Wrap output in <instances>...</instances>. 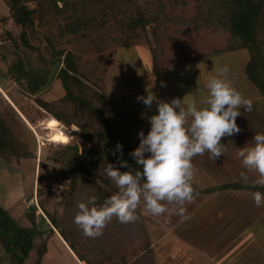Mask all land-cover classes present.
Returning a JSON list of instances; mask_svg holds the SVG:
<instances>
[{"label":"rangeland","instance_id":"1","mask_svg":"<svg viewBox=\"0 0 264 264\" xmlns=\"http://www.w3.org/2000/svg\"><path fill=\"white\" fill-rule=\"evenodd\" d=\"M58 1L61 8L63 3ZM135 3L143 13L148 9L155 10L158 5L154 0H135ZM160 3L164 18L144 30L136 28L132 47L121 48L120 42L116 41L119 36L109 35L103 39L102 52L99 53L89 43L75 41L69 35H60L57 24L47 22L41 26L36 22L33 31L26 32L28 46L24 45L19 37L21 29L14 25L8 8L0 0V42L5 58L2 60L0 53V104H10L14 110L21 112L17 111L29 124L24 125L33 136L30 148L35 152L34 158H0V220L13 219L11 228L20 230L18 233L12 231L9 240V235L0 225V264H20L14 261L19 257L25 258L21 264H33L37 256L35 248L41 247L42 243H45L47 250L40 264H78L62 242L59 231L54 229L50 219L45 218L44 210L31 207L28 201L32 200V204L40 206L41 197L45 210L60 221L63 208L59 204L69 181L65 183L56 175L59 167L49 157L58 146L76 143L78 147H84L79 127V132L74 136L66 129L68 127L39 111L34 103L36 99L26 96L24 88L12 77L7 78L11 73L10 67L15 62H21L23 68L44 80L57 61L51 53L69 52L75 57L78 75L86 85L121 104L134 117L150 125L141 116L156 115V104L154 102L149 111L142 102H137V97L152 92L161 101L170 102L173 99L170 86H161L163 75L158 72L159 69L176 64L175 67L180 70H177V74L181 72L185 75L188 88L198 103L195 90L201 83L205 86L203 83L206 82L207 86L208 79L217 76L218 69L225 66L218 63L217 56L232 53L225 51L229 34L222 31L212 33L205 27L195 32L193 27L199 22L189 23L192 19H199V12L204 10L202 0H161ZM27 7L33 9L35 4H27ZM134 11L131 9V12ZM86 12V16H97L99 8L89 7ZM135 17L134 13L133 19ZM47 20L54 22L50 17ZM121 20L122 12L114 20L105 19L111 31L115 23ZM157 30L158 41L155 39ZM48 41L53 48L49 47ZM233 52L235 58L234 61L231 59L233 64L228 66L230 71L226 79L245 99L252 101V110L246 111L243 106L238 109L241 116L237 117L236 123L241 132L221 140L225 148L219 160L210 158L207 152L193 158L196 175L193 181L201 183L204 179L208 180V185L231 182L255 186L259 175L243 166L238 152L243 147H253L254 135L264 133V91H259L247 79L246 68L251 60L248 51ZM195 59L205 61L201 64ZM204 70L211 73L208 78L202 75ZM180 87L179 94L190 103L187 89ZM50 88L48 93L38 98L54 101L64 95L59 83L52 84ZM249 88L252 96L247 92ZM91 129L89 127V133L93 131ZM22 139L27 140V137ZM88 149L99 157L105 155L100 145L89 146ZM118 168L122 172L123 168ZM85 179L98 184L100 189L108 190V186L96 178L95 173ZM194 185L199 190V185ZM76 190L81 193L79 187ZM31 195L35 198L28 200ZM100 197V194H96V204L90 207L104 202L97 200ZM162 203L169 211L160 216L149 213L141 202L135 212L136 221L121 224L113 217L103 229V235L90 238L95 243L93 247L90 245L88 248L87 245V248L96 252L104 248L105 254L115 263L128 259L134 253L144 255L148 251L150 259L145 264H264V206H256L252 193L228 190L207 196L195 195L192 203L185 202L182 206L186 209L187 219L178 214L181 205L167 201ZM32 218L34 223L30 222ZM49 229H53L52 235ZM77 246L83 247L81 243Z\"/></svg>","mask_w":264,"mask_h":264},{"label":"trees","instance_id":"2","mask_svg":"<svg viewBox=\"0 0 264 264\" xmlns=\"http://www.w3.org/2000/svg\"><path fill=\"white\" fill-rule=\"evenodd\" d=\"M8 8L10 17L15 26L21 29L20 39L22 43L28 46L26 32L33 31L35 23L41 26L42 23L57 24V30L60 35H69L75 41L91 44L99 53L102 52V41L109 35H118V42L121 48L132 47L133 39L136 37L134 30L141 28L144 30L147 26L158 21L164 16L161 14V0H154L158 3L155 10H146L145 13L139 10L135 0H61L62 7L59 8L58 0H1ZM204 9L199 12V19H192L189 23L195 21L198 25L193 27L197 32L201 27L210 29L212 33L220 31L230 35L229 44L226 52L236 50H246L250 54L251 60L246 68L247 79L255 87L264 91V0H202ZM27 4H35L33 9L27 7ZM147 5H152L148 3ZM99 8V14L86 16V9L92 7ZM123 9V10H122ZM134 9L136 19H133ZM147 9V8H146ZM120 12L123 13V20L115 23L113 31L107 27L105 19H116ZM52 21H48V18ZM50 20V19H49ZM126 23V24H122ZM156 28V27H155ZM155 31V39L159 40ZM154 35V34H153ZM60 36V37H62ZM133 38V39H132ZM132 39V40H131ZM49 47L53 48L48 41ZM1 58H4V51L0 48ZM219 54V52H218ZM56 62L60 67L52 84L59 83L64 95L54 101L42 100L38 97L48 93L36 95L37 90L44 85L39 75L31 73L23 68V63L15 62L10 67L11 73L7 78L24 88L26 96L34 97L38 110L43 114L53 118L66 128L71 134H77L80 129V137L84 147H78L76 143L58 146V149L52 152L49 158L58 167L56 175L68 184L63 190L61 202L59 205L63 208L60 215V221L56 217L49 215L45 210L41 197L39 198V209L44 210L46 219H50L54 229L59 231V236L66 247L72 252L79 263L83 264H145L150 259V253L131 255L128 259H123L119 263L112 261L111 257L105 254V249H88L93 247V241L84 236L82 230L74 223V216L78 214L79 203H87V198L97 195L101 197L97 200H106L119 192L115 183L106 175L105 169L108 164L120 167L117 157L112 155L117 143L123 145L122 161L128 164V167H121L122 172L141 170L135 161L129 156L139 145L138 134L143 131L148 134L150 127L142 121L131 115L123 109L121 104L113 101L106 95L90 88L78 75L77 63L75 57L69 52H52ZM62 58V59H61ZM9 74V73H8ZM9 100V99H8ZM10 102V101H9ZM21 114V112L17 109ZM14 110L9 104H0V158L9 159L17 156L19 158H34L33 136L27 127L26 119ZM21 116V117H20ZM23 119V120H22ZM50 121V120H49ZM52 121V120H51ZM55 122V121H54ZM29 125V124H28ZM79 127V129L77 128ZM89 127L93 131L90 132ZM69 133V134H70ZM93 135V137H92ZM27 137V140L22 137ZM30 136V138H29ZM222 139H228L224 137ZM97 145L102 147L104 156H97L88 149L89 146ZM31 147V148H30ZM51 147V146H50ZM55 147V146H53ZM120 154L117 153V156ZM42 164V163H41ZM40 166V164H39ZM95 173L96 178L100 179L108 186V190L100 189L99 185L86 181L85 177ZM92 186H91V185ZM195 195H212L216 192L227 190L245 191L249 193H264V186L228 184L213 187L204 191H199L192 183ZM80 189L81 193L76 190ZM86 187V188H85ZM78 193L81 197L79 198ZM40 194V192H39ZM37 197V196H36ZM80 200V202L78 201ZM104 202L95 206L101 207ZM98 204V203H97ZM48 217V218H47ZM34 223L33 218L30 219ZM132 227V225H130ZM50 235L53 229H49ZM81 243L83 247H78ZM88 245V248H87ZM147 245L144 247L146 248ZM36 259L33 264H40L43 255L46 253V245L42 243L41 247H36ZM25 258L14 259L17 263H23ZM129 260L130 262H128Z\"/></svg>","mask_w":264,"mask_h":264},{"label":"clouds","instance_id":"3","mask_svg":"<svg viewBox=\"0 0 264 264\" xmlns=\"http://www.w3.org/2000/svg\"><path fill=\"white\" fill-rule=\"evenodd\" d=\"M229 71L228 66L221 67L217 76L208 80V96L203 101L207 107L200 108L180 98L164 102L152 92L137 97V102H142L149 111L155 102L157 111L150 117L142 114L141 118L148 120L150 130L147 135L143 131L138 134L139 145L129 153L141 170L121 172L118 167L108 164L106 175L119 192L106 199L99 208L90 207L96 204L95 196L87 198V203H79L74 223L84 236L94 239L103 235V229L113 217L121 224L136 221L135 212L141 202L154 216L169 211L162 202L176 203L181 205L178 214L188 218L182 206L194 201L193 158L207 152L210 158L219 159L225 148L222 138L241 132L236 123L237 117L241 116L238 109L243 106L246 111L252 110V101L245 99L227 82ZM252 141L254 146L241 148L238 157L246 169L258 173L255 184L264 186V133L254 135ZM112 155L117 157L120 167H128L122 161V144L117 143ZM253 197L257 207L264 206V193L255 192Z\"/></svg>","mask_w":264,"mask_h":264},{"label":"crops","instance_id":"4","mask_svg":"<svg viewBox=\"0 0 264 264\" xmlns=\"http://www.w3.org/2000/svg\"><path fill=\"white\" fill-rule=\"evenodd\" d=\"M235 52H232V53H227V54H220V55H218L217 56V59H218V63H223V64H225V66H231L233 63H232V60L234 61V58H235ZM232 59V60H231ZM202 59H199V61H197L196 59H195V61L197 62V63H204V61H201ZM192 61H194V60H192ZM194 61V62H195ZM178 65H180V64H178ZM175 66H176V64H175ZM175 66H173V65H171V66H169V67H167V68H164V69H159L158 70V72H160L163 76H162V84H161V86L162 85H164V86H162L163 88L165 87V88H167L168 86H170V88H171V91L173 92V99L174 98H180L181 100H183L184 99V96H181V94H179L180 93V91H178V88H179V90H181L182 88L180 87V86H184L186 89H187V91H188V93H187V91H186V93L189 95V98H190V103H195L198 107H200V108H203L204 107V103H203V101L207 98V96H208V89H207V86H206V82H204L203 84H205V86L203 85L202 86V83L200 84V87H198V89L197 90H195V95L197 96V97H199L198 99L200 100V105L198 104L199 103V100H198V103H197V101L195 100V97H194V95H193V92H191V90H190V88H188V82H187V80H186V77H185V75L183 74V73H181V72H178L179 74H177V70L178 71H180L179 69H178V67H175ZM182 68H184V67H182ZM241 70V69H240ZM208 70H204V73H202V75L203 74H205L206 75V77L208 78V75L209 74H211L210 72H207ZM172 72H176L175 74H173ZM198 78H200V74L198 75ZM209 80V79H208ZM208 82V81H207ZM246 83H247V81H245ZM244 82V83H245ZM248 84V83H247ZM187 85V86H186ZM248 94H249V96H252V92H251V90H250V88L248 89ZM255 92V91H254ZM2 94V93H1ZM243 96V95H242ZM119 97H121V96H119ZM185 103H187V100H185ZM189 103V102H188ZM122 106V105H121ZM206 107V106H205ZM124 109V108H123ZM132 115V114H131ZM141 121V120H140ZM143 122V121H142ZM145 125H147V126H149L150 127V125H148L147 123H145V122H143ZM223 141H224V139H222ZM217 160H219V159H217ZM223 167H224V165H223ZM225 168V167H224ZM217 175V174H216ZM193 176H196V175H193ZM204 177V176H203ZM201 180V179H200ZM192 182L194 183V184H198L197 186H198V189L201 191V190H207V189H210V188H213V187H217V186H222V185H219L218 183H214V185L212 184H210V185H208V180H204V179H202L201 180V183H199V182H197V181H193L192 180ZM220 184H222V183H220ZM228 184H233V183H224V185H228ZM201 187H203V188H201ZM228 191V190H227ZM231 191H234V190H231ZM223 192H225V191H223ZM223 192H219V193H223ZM235 192H245V191H235ZM11 220L13 221V219H2V220H0V225H2V228L6 231V233H7V235H9V240L11 239V237H10V233L13 231V232H16V233H18L20 230H18V229H12L11 228Z\"/></svg>","mask_w":264,"mask_h":264},{"label":"water","instance_id":"5","mask_svg":"<svg viewBox=\"0 0 264 264\" xmlns=\"http://www.w3.org/2000/svg\"><path fill=\"white\" fill-rule=\"evenodd\" d=\"M59 67H60V63L59 62H55L52 65V67H51V69H50V71H49V73L47 75V79H46L44 85L41 86L37 90L36 95H39V94H41L43 92H46L51 87V85H52L53 80H54V78H55V76L57 74V71H58ZM32 197H33V195H31L28 200L32 199ZM78 264H80V263H78Z\"/></svg>","mask_w":264,"mask_h":264},{"label":"built area","instance_id":"6","mask_svg":"<svg viewBox=\"0 0 264 264\" xmlns=\"http://www.w3.org/2000/svg\"><path fill=\"white\" fill-rule=\"evenodd\" d=\"M1 45H2V42H0V48H1ZM74 136H75V135H74ZM70 137H73V136H72V135H70ZM34 198H35V197H34ZM31 201H32V200H31ZM31 201H30V202L28 201V205H30L31 207L37 208V210H39V209H38V206H37V205H34V204H32V202H31ZM31 204H32V205H31Z\"/></svg>","mask_w":264,"mask_h":264}]
</instances>
